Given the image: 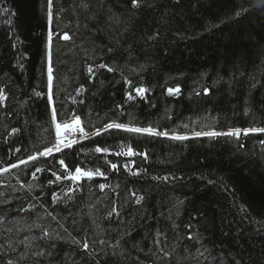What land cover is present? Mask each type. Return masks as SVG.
I'll list each match as a JSON object with an SVG mask.
<instances>
[{
  "label": "trees",
  "instance_id": "obj_1",
  "mask_svg": "<svg viewBox=\"0 0 264 264\" xmlns=\"http://www.w3.org/2000/svg\"><path fill=\"white\" fill-rule=\"evenodd\" d=\"M139 2L0 0V264H264V3Z\"/></svg>",
  "mask_w": 264,
  "mask_h": 264
},
{
  "label": "snow or ice",
  "instance_id": "obj_2",
  "mask_svg": "<svg viewBox=\"0 0 264 264\" xmlns=\"http://www.w3.org/2000/svg\"><path fill=\"white\" fill-rule=\"evenodd\" d=\"M51 3H52V0H49V6L51 7ZM131 3H132V7L133 8H138L140 7V2L139 0H131ZM262 3H264V0H262ZM3 11H7V9H3ZM243 11H246L245 9L241 8V11L240 12H237V15H240L241 12ZM51 15V13L49 14ZM49 48L51 46V40H52V33L50 32L49 33ZM63 39L64 40H68L70 39V37L68 36L67 33L64 34L63 36ZM48 57H49V66H48V81H49V87H51V83H52V67H51V52L49 51L48 53ZM100 67L102 68H107L108 71H112L111 68H108L107 65H100ZM93 69L91 66H89L88 68V72L89 73H92ZM135 91L139 94V93H143L145 90L143 88H137L135 89ZM175 91H179V89H176ZM207 91V90H206ZM173 90L172 89H169V93H172ZM128 98L129 99H132V93L129 92L128 93ZM55 117H56V113H55V110H53V119L55 120ZM74 123L76 125H79L80 123V120H79V117H75L74 118ZM61 124L57 123L56 124V128L58 130V136H59V129L61 128ZM64 128H70L72 127V125L70 124H65L63 125ZM112 128H115V129H123V130H127V131H130V132H136V133H149V134H155V130L152 129L151 127L149 128H129L127 127L126 125H123V124H119V123H109L107 125H105V128L103 130H97L95 135H100L101 134V131H108L109 129H112ZM15 131V130H14ZM81 132H83V128L80 129ZM249 132H252V133H255V132H260V133H264V128H251V129H245L244 130V134L247 135ZM240 133V130L237 129L235 130V132H229V133H216V132H207V133H202V132H195L194 135L196 137H199V136H202V135H206V136H209V137H214V136H217V135H228V136H231V135H239ZM159 135H162V136H167L168 133L167 132H164V133H159ZM173 139H179V140H183V139H187V137H184V136H173L172 137ZM72 143H77V141H71L70 143H67L65 144L64 141L62 139H58L57 143L55 145H53L52 147H48V148H45L43 152L39 153L38 155L39 156H49L51 155L54 151L55 152H61L62 151V146L63 147H71V144ZM262 144H264V141H261ZM18 151V150H17ZM96 152H106L107 149H101L100 147H97L95 149ZM133 151L131 150V148H129L128 152H127V155H133ZM119 155V153H118ZM37 159V156H29L28 157V160L25 161V160H21L20 161V164H27L28 161H35ZM59 164L60 165H63L66 169H67V166L64 164V161L63 160H60L59 161ZM19 165H16V164H13L11 165L12 168H16L18 167ZM111 167L113 169L117 168V165L116 164H112ZM8 171V168H3V169H0V172H7ZM37 172L39 171H42V169H39L37 168L36 169ZM103 175L102 172L99 171V169L96 170L95 173H93L92 171H83L80 167H76L75 169V173H69L68 176L64 177L65 179H71L73 181H78L84 177H87V178H91L92 176L94 175ZM33 175H35V173H33ZM53 175H56L55 173H53ZM57 180H60L61 177L60 176H57L56 177ZM164 179H167V177H164ZM49 183H53V181H49ZM101 189H103L105 187V185H100ZM143 199V197H138L137 198V203H139L141 200ZM113 211H115V209H113ZM109 215H111V213H109ZM43 235L47 236L48 233L47 232H44ZM191 239V237H189ZM83 248L84 249H88L89 248V244L87 243V241H85L83 243ZM167 254V253H166ZM8 264H12L11 261L8 262Z\"/></svg>",
  "mask_w": 264,
  "mask_h": 264
},
{
  "label": "rangeland",
  "instance_id": "obj_3",
  "mask_svg": "<svg viewBox=\"0 0 264 264\" xmlns=\"http://www.w3.org/2000/svg\"><path fill=\"white\" fill-rule=\"evenodd\" d=\"M53 124H54V132H55V137H56V143H57L58 139H62L64 141V143L67 144V143H70L71 141H73L75 139L79 140V139H81V138L86 136L84 132L80 131L79 127L74 123V121L70 122V123H66V124L72 125V127H70V128L62 127L64 132L60 128L59 129V136H58V130L56 128V124L57 123H53ZM62 135L65 136V137L62 138ZM71 135H73V136L70 138L69 136H71Z\"/></svg>",
  "mask_w": 264,
  "mask_h": 264
},
{
  "label": "bare ground",
  "instance_id": "obj_4",
  "mask_svg": "<svg viewBox=\"0 0 264 264\" xmlns=\"http://www.w3.org/2000/svg\"><path fill=\"white\" fill-rule=\"evenodd\" d=\"M72 122V121H71ZM70 123V122H69ZM78 127H79V129H81V126H80V124L79 125H77Z\"/></svg>",
  "mask_w": 264,
  "mask_h": 264
}]
</instances>
